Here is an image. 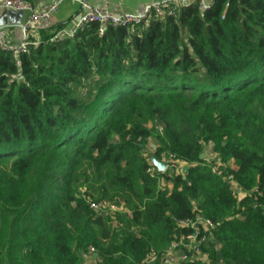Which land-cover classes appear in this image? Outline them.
Listing matches in <instances>:
<instances>
[{"label": "trees", "instance_id": "trees-1", "mask_svg": "<svg viewBox=\"0 0 264 264\" xmlns=\"http://www.w3.org/2000/svg\"><path fill=\"white\" fill-rule=\"evenodd\" d=\"M48 40L0 51V264H146L198 217L204 260L180 264H264V0ZM150 143L187 171L149 175Z\"/></svg>", "mask_w": 264, "mask_h": 264}, {"label": "built area", "instance_id": "built-area-1", "mask_svg": "<svg viewBox=\"0 0 264 264\" xmlns=\"http://www.w3.org/2000/svg\"><path fill=\"white\" fill-rule=\"evenodd\" d=\"M67 0H47L46 7L41 11H35L33 6L24 0H0V9L10 10L14 12H25L28 13L29 17L27 21L20 27L23 41L18 45H11L6 41V37L0 32V51L11 56L16 65L19 64L20 57L23 55H29L30 47H37L39 44H29L26 37V32L35 23L48 20L50 17L57 13L60 5ZM198 1L200 11L209 10L214 0H161L146 6L141 14H130V13H119L114 14L106 9L99 7H91L83 2H79L83 9V14L80 15L74 27L65 34H57L52 36L48 42L54 43L59 42L66 38L70 41H74L78 32L83 31L86 27L96 25L98 28V34L103 35L108 28H134V27H146L149 22L154 20H162L165 18H175L178 11L182 8H188ZM208 162H213L214 167L212 174H217L221 167L220 159L217 155H213L210 149L207 148L205 152ZM205 158V159H206ZM155 159V158H154ZM156 160V159H155ZM157 161L164 165V170L159 172L149 160L151 168L147 170V173L153 176L154 172L163 173H176L182 164L176 159L173 154L161 153ZM230 186L231 195L233 197H240V193L233 183V178L228 176L225 179ZM260 197L261 194L257 193ZM89 208L98 215H113L118 209L106 201H100L93 203L83 197ZM254 208H257L255 206ZM261 209L264 216V201L258 207ZM180 226L189 228L192 233L180 236L175 242L169 245L168 250L162 253L157 258L152 252L145 257L146 264H152L155 260L159 259L161 264H180L188 262L203 261L204 257L201 255V246L208 240V235L213 230L214 225L200 217L196 218L195 221H186L180 223ZM88 253L94 255V249L89 248Z\"/></svg>", "mask_w": 264, "mask_h": 264}, {"label": "crops", "instance_id": "crops-1", "mask_svg": "<svg viewBox=\"0 0 264 264\" xmlns=\"http://www.w3.org/2000/svg\"><path fill=\"white\" fill-rule=\"evenodd\" d=\"M161 0H67L63 2L57 13L48 20H42L26 32L29 44H41L57 34L69 32L77 20L83 14L79 2L91 7H99L111 13L141 14L146 6ZM209 1V0H206ZM47 0H35L33 8L35 11L43 10ZM29 15L25 12H14L0 9V32L6 37L11 45H18L23 41L20 27L27 21Z\"/></svg>", "mask_w": 264, "mask_h": 264}, {"label": "rangeland", "instance_id": "rangeland-1", "mask_svg": "<svg viewBox=\"0 0 264 264\" xmlns=\"http://www.w3.org/2000/svg\"><path fill=\"white\" fill-rule=\"evenodd\" d=\"M154 150V146L152 143H150V145L148 146V148L145 150V152L143 153L145 156H148V159L150 160L152 157L150 155V153ZM151 157V158H149ZM184 168L183 166L179 168V170L175 173V174H179L181 171H183ZM96 262V258L94 255H91L89 253H86L84 256H83V263L84 264H93Z\"/></svg>", "mask_w": 264, "mask_h": 264}, {"label": "water", "instance_id": "water-1", "mask_svg": "<svg viewBox=\"0 0 264 264\" xmlns=\"http://www.w3.org/2000/svg\"><path fill=\"white\" fill-rule=\"evenodd\" d=\"M206 158V155L205 154H202L201 156H200V159L202 160V159H205ZM151 163H152V165L159 171V172H161V171H163L164 170V165L161 163V162H159V161H157V160H155L153 157L151 158ZM187 171V169H184V172H186Z\"/></svg>", "mask_w": 264, "mask_h": 264}]
</instances>
